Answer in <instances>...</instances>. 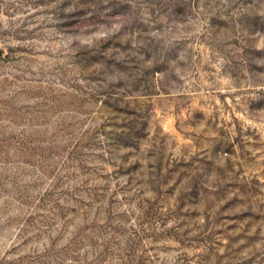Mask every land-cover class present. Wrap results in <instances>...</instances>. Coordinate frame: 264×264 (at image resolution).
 <instances>
[{"label":"rangeland","instance_id":"374dc122","mask_svg":"<svg viewBox=\"0 0 264 264\" xmlns=\"http://www.w3.org/2000/svg\"><path fill=\"white\" fill-rule=\"evenodd\" d=\"M0 264H264V0H0Z\"/></svg>","mask_w":264,"mask_h":264}]
</instances>
